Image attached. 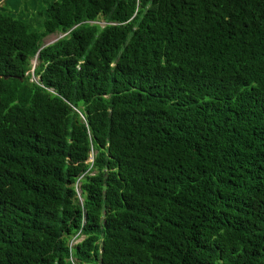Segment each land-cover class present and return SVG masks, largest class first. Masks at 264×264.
I'll return each mask as SVG.
<instances>
[{
  "label": "trees",
  "instance_id": "obj_1",
  "mask_svg": "<svg viewBox=\"0 0 264 264\" xmlns=\"http://www.w3.org/2000/svg\"><path fill=\"white\" fill-rule=\"evenodd\" d=\"M0 4V264H264V0Z\"/></svg>",
  "mask_w": 264,
  "mask_h": 264
},
{
  "label": "rangeland",
  "instance_id": "obj_2",
  "mask_svg": "<svg viewBox=\"0 0 264 264\" xmlns=\"http://www.w3.org/2000/svg\"><path fill=\"white\" fill-rule=\"evenodd\" d=\"M23 1H24V0H23ZM1 4H3V3H1ZM1 4H0V6H1ZM27 11L31 14V12L33 11V9L29 6L28 9H27ZM25 19H31V17H28V18H25ZM99 24L102 25V24H103L102 21L99 22ZM58 38H59L58 35H51L50 37H48V38L45 39V43H46V44L51 43V42L55 41V40L58 39ZM36 63H37V62H36L35 59L32 60V62H31L32 66H35ZM31 72H32V71H31ZM32 80H33V81H36L37 79L34 78V77H32ZM78 192H79V191H78ZM77 195H79V193H77ZM81 239H82V238H78V240H76L74 243H77V242L81 241Z\"/></svg>",
  "mask_w": 264,
  "mask_h": 264
},
{
  "label": "water",
  "instance_id": "obj_3",
  "mask_svg": "<svg viewBox=\"0 0 264 264\" xmlns=\"http://www.w3.org/2000/svg\"><path fill=\"white\" fill-rule=\"evenodd\" d=\"M4 79H7L6 77H4Z\"/></svg>",
  "mask_w": 264,
  "mask_h": 264
},
{
  "label": "clouds",
  "instance_id": "obj_4",
  "mask_svg": "<svg viewBox=\"0 0 264 264\" xmlns=\"http://www.w3.org/2000/svg\"><path fill=\"white\" fill-rule=\"evenodd\" d=\"M33 68H34V66H33Z\"/></svg>",
  "mask_w": 264,
  "mask_h": 264
}]
</instances>
